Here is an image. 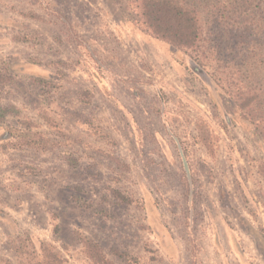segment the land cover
<instances>
[{"label": "rangeland", "instance_id": "374dc122", "mask_svg": "<svg viewBox=\"0 0 264 264\" xmlns=\"http://www.w3.org/2000/svg\"><path fill=\"white\" fill-rule=\"evenodd\" d=\"M195 58L132 0H0V261L21 239L94 264L87 239L113 264H264V134Z\"/></svg>", "mask_w": 264, "mask_h": 264}, {"label": "trees", "instance_id": "16d2710c", "mask_svg": "<svg viewBox=\"0 0 264 264\" xmlns=\"http://www.w3.org/2000/svg\"><path fill=\"white\" fill-rule=\"evenodd\" d=\"M132 2L139 22L152 37L177 50L192 51L200 60L208 52L218 68L228 69L224 83L216 85L228 96L241 120L264 134V0ZM198 58L192 70L211 85V81H215L206 77V71L201 75L205 65L202 66ZM196 130L200 144L206 149L211 147L209 133L212 132L207 124L200 122ZM24 136L18 137L35 145L44 143L38 134H31L30 138ZM111 193L119 203H131L119 191ZM82 243L87 258L94 264H113L96 243L87 239ZM31 249L29 251L26 242L20 239L15 247L19 264H64L59 252L48 243L40 242L37 249L34 246ZM0 264L11 263L1 260Z\"/></svg>", "mask_w": 264, "mask_h": 264}]
</instances>
